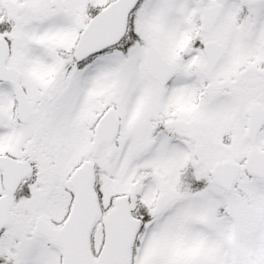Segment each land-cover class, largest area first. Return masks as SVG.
I'll use <instances>...</instances> for the list:
<instances>
[{
	"label": "snow or ice",
	"instance_id": "snow-or-ice-1",
	"mask_svg": "<svg viewBox=\"0 0 264 264\" xmlns=\"http://www.w3.org/2000/svg\"><path fill=\"white\" fill-rule=\"evenodd\" d=\"M0 264H264V0H0Z\"/></svg>",
	"mask_w": 264,
	"mask_h": 264
}]
</instances>
